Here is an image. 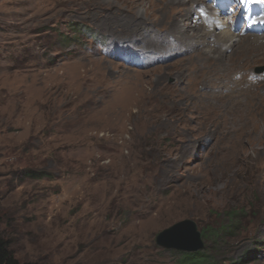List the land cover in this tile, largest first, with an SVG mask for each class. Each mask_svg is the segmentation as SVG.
Here are the masks:
<instances>
[{
	"label": "rangeland",
	"instance_id": "obj_1",
	"mask_svg": "<svg viewBox=\"0 0 264 264\" xmlns=\"http://www.w3.org/2000/svg\"><path fill=\"white\" fill-rule=\"evenodd\" d=\"M202 3L0 0V233L17 258L177 264L156 236L191 218L216 263L264 264V149L236 136L249 113L264 135V33L232 26L246 41L224 49Z\"/></svg>",
	"mask_w": 264,
	"mask_h": 264
},
{
	"label": "bare ground",
	"instance_id": "obj_2",
	"mask_svg": "<svg viewBox=\"0 0 264 264\" xmlns=\"http://www.w3.org/2000/svg\"><path fill=\"white\" fill-rule=\"evenodd\" d=\"M170 1H171L172 4L183 5L181 11H182V14H185L183 16L184 18H187V13L188 12H191L190 11V8L194 4H196V5H199L200 4L201 5L194 12V13L197 14V11H198V14L197 15L202 14V12L203 11H206V8H207L206 4H203L202 3V0H170ZM187 5L189 6V8H187ZM210 11L211 12H208L207 11L208 12L207 15H205L204 17H201V18L205 22L206 21H210V20L211 21L212 20H215V22L213 21L214 26H216L218 29H220L219 34L217 33L218 36H219V40L222 38V41H223V39H226V41L227 40L229 41L228 45L224 49H231L232 47H234V45L236 43H240V42L242 44L245 43L246 38L243 37V36H240V35L235 34L234 31H233V27L236 28V25H234L233 23H231V21H234L235 20L236 13L233 14V16L231 18H228V17H225V16H220V10L219 9H215L212 6L210 8ZM218 12H219V15H216V13H218ZM192 18H193V16H192ZM192 18L190 20L191 21V24H193V25L197 24ZM245 25H246V21L244 22V26ZM242 28L243 27L240 28V32H242ZM185 29H186V27H185ZM210 34L215 35L216 33L215 32H211ZM237 37H238V39H237ZM249 114H251L249 116V119H250L249 121H251V124L249 126L246 125V121L245 120L244 121L241 120V123H238L237 126H236V132L240 129L239 132L236 135L237 138H245L244 139V146H241L240 147V152L241 151L243 152L246 149H254L255 152H257L256 150H260L261 148L264 149V135H259V132L257 131V129L255 127H253L256 124V121H257L253 117V114L254 113H249ZM239 115H241V114H239ZM204 116L207 117L208 115L206 113H204ZM208 117H210V116H208ZM218 117H219L220 121L222 120V122H226L227 121V119L225 118V116L222 115V112L221 111H220ZM243 155H246V154H243Z\"/></svg>",
	"mask_w": 264,
	"mask_h": 264
},
{
	"label": "water",
	"instance_id": "obj_3",
	"mask_svg": "<svg viewBox=\"0 0 264 264\" xmlns=\"http://www.w3.org/2000/svg\"><path fill=\"white\" fill-rule=\"evenodd\" d=\"M156 243L161 248L183 252H196L204 248L202 232L191 218L176 222L159 232Z\"/></svg>",
	"mask_w": 264,
	"mask_h": 264
},
{
	"label": "trees",
	"instance_id": "obj_4",
	"mask_svg": "<svg viewBox=\"0 0 264 264\" xmlns=\"http://www.w3.org/2000/svg\"><path fill=\"white\" fill-rule=\"evenodd\" d=\"M225 229L223 227L216 229L213 231L212 235H214L217 239L221 237V232ZM207 230L202 231L203 237L206 236ZM204 249V248H203ZM196 251V252H183L178 250H170L177 254L178 260L177 264H218L215 262V259L209 255V252H205L204 250ZM0 264H39L38 262L33 261H22L15 256L13 251L10 249L9 242L6 240L0 233Z\"/></svg>",
	"mask_w": 264,
	"mask_h": 264
}]
</instances>
